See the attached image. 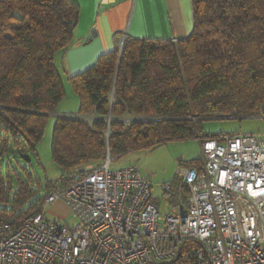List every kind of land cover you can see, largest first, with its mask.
I'll return each instance as SVG.
<instances>
[{"label": "trees", "instance_id": "trees-1", "mask_svg": "<svg viewBox=\"0 0 264 264\" xmlns=\"http://www.w3.org/2000/svg\"><path fill=\"white\" fill-rule=\"evenodd\" d=\"M190 3L185 38H126L68 78L77 115L88 119H55L50 153L60 174L97 167L107 153L116 159L214 136L200 133L204 118L264 115V0ZM78 20L71 0H0V159L11 150L34 153L47 114L64 97L55 56L71 45ZM30 182V174L12 177L0 168V219L42 210L43 197L30 201ZM175 193L173 186L171 203Z\"/></svg>", "mask_w": 264, "mask_h": 264}, {"label": "built area", "instance_id": "built-area-1", "mask_svg": "<svg viewBox=\"0 0 264 264\" xmlns=\"http://www.w3.org/2000/svg\"><path fill=\"white\" fill-rule=\"evenodd\" d=\"M199 143L198 165L177 171L174 203L172 182L160 185L164 213L137 167L110 169L108 153L94 169L60 174L41 211L0 219V264H264V134ZM59 201L71 221L46 218Z\"/></svg>", "mask_w": 264, "mask_h": 264}, {"label": "rangeland", "instance_id": "rangeland-1", "mask_svg": "<svg viewBox=\"0 0 264 264\" xmlns=\"http://www.w3.org/2000/svg\"><path fill=\"white\" fill-rule=\"evenodd\" d=\"M69 92L70 96H74L71 90ZM60 106L68 107L72 111V109H75V100L63 97ZM56 118L51 115L47 117L43 136L35 145L34 153H27L29 161L16 153H11L13 150L0 159L1 170H9L12 177H16L17 174V176L27 179L28 174H30V186L35 192L30 201L41 199L46 192V180H53L60 175V171L53 163L50 153L52 129ZM199 123L202 135H218L221 133L264 134V115L245 118L211 117L201 119ZM199 159V140L197 137H190L161 143L150 148L132 149L120 158L112 159L110 169L135 165L141 176L151 183L153 198L159 210L164 213L171 209V204L163 198L160 185L172 182L174 191L178 193L179 190H175V184L179 182L178 169L186 166L196 167ZM95 167V165H87L85 169L91 170ZM25 209L26 206L22 207L19 212ZM44 214L48 220L71 221V216H69L65 205H59L56 202L48 204L45 207Z\"/></svg>", "mask_w": 264, "mask_h": 264}, {"label": "crops", "instance_id": "crops-1", "mask_svg": "<svg viewBox=\"0 0 264 264\" xmlns=\"http://www.w3.org/2000/svg\"><path fill=\"white\" fill-rule=\"evenodd\" d=\"M79 7V20L71 45L55 56L64 97L75 100V109L59 106L51 116L76 114L78 100L68 78L90 68L103 54L120 47L126 38L179 40L192 27L190 0H71ZM71 90L74 96H70ZM64 205L62 202L56 204Z\"/></svg>", "mask_w": 264, "mask_h": 264}, {"label": "water", "instance_id": "water-1", "mask_svg": "<svg viewBox=\"0 0 264 264\" xmlns=\"http://www.w3.org/2000/svg\"><path fill=\"white\" fill-rule=\"evenodd\" d=\"M47 115L50 116L51 114H47ZM21 157L25 158L27 161L30 160L28 154H23V155H21Z\"/></svg>", "mask_w": 264, "mask_h": 264}, {"label": "clouds", "instance_id": "clouds-1", "mask_svg": "<svg viewBox=\"0 0 264 264\" xmlns=\"http://www.w3.org/2000/svg\"><path fill=\"white\" fill-rule=\"evenodd\" d=\"M120 47H121V46H120ZM120 47H119V48H120Z\"/></svg>", "mask_w": 264, "mask_h": 264}]
</instances>
